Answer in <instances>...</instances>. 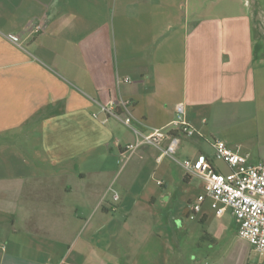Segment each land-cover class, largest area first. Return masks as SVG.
I'll return each mask as SVG.
<instances>
[{
  "label": "crops",
  "instance_id": "obj_1",
  "mask_svg": "<svg viewBox=\"0 0 264 264\" xmlns=\"http://www.w3.org/2000/svg\"><path fill=\"white\" fill-rule=\"evenodd\" d=\"M201 1L0 0V264H169L150 221L170 157L127 150L97 102H127L144 132L182 102L196 133L176 153L227 172L212 142L264 133V0Z\"/></svg>",
  "mask_w": 264,
  "mask_h": 264
},
{
  "label": "built area",
  "instance_id": "obj_2",
  "mask_svg": "<svg viewBox=\"0 0 264 264\" xmlns=\"http://www.w3.org/2000/svg\"><path fill=\"white\" fill-rule=\"evenodd\" d=\"M26 27L34 33L43 30L40 23L32 21ZM8 38L18 40L14 34H8ZM123 80L128 82L129 78L125 77ZM97 104L102 113L121 120L135 134L136 141L128 143L125 146L127 150L140 145L155 148L160 152L158 160L162 156L170 157L183 168L187 176H197L202 180L203 191L194 202L189 203L191 218L201 211L206 202L216 216H221L230 209L238 224L239 238L256 252L264 254V162L250 163L247 153L232 149L221 139L212 142L213 158L223 161L229 168L227 172L215 168L203 156L197 160L179 161L174 157L179 138L191 137L196 133L186 120L182 102L175 105L174 117L167 127L154 128L148 132L141 130L130 115L123 116L118 112L119 107H127V102L109 99Z\"/></svg>",
  "mask_w": 264,
  "mask_h": 264
},
{
  "label": "rangeland",
  "instance_id": "obj_3",
  "mask_svg": "<svg viewBox=\"0 0 264 264\" xmlns=\"http://www.w3.org/2000/svg\"><path fill=\"white\" fill-rule=\"evenodd\" d=\"M212 2L201 1L206 15L212 14ZM193 3L194 1H189L190 12L195 7ZM236 136L227 134L219 138L228 146L240 145V151L249 155L250 163L264 162V133L260 132L254 139H246L245 134L239 135L241 138ZM208 153L211 155V149ZM174 157L179 161L185 160L184 155L179 152L175 153ZM213 159L216 164L220 161ZM132 162L133 160L125 172H131L136 167L135 165L131 169ZM165 162L167 165L164 164L165 167L155 173V178L164 180L165 186L159 187L162 194L155 196L153 205L157 214L150 222L157 223L156 228L160 235L155 243L160 254L166 259L169 257V264H176L178 259L179 264H233L236 252L241 250L248 257L250 264H264V254L256 252L239 238L238 224L230 209L221 216H216L206 202L199 213L193 218L190 217L189 203L194 202L203 191V182L197 176L186 180L185 171L172 158H167ZM147 172L148 170L144 169L141 173L145 176ZM140 184L137 183V186ZM202 213L206 214L204 222H200ZM148 248L151 250L153 246Z\"/></svg>",
  "mask_w": 264,
  "mask_h": 264
},
{
  "label": "trees",
  "instance_id": "obj_4",
  "mask_svg": "<svg viewBox=\"0 0 264 264\" xmlns=\"http://www.w3.org/2000/svg\"><path fill=\"white\" fill-rule=\"evenodd\" d=\"M205 220H204V218H203V216L200 218V222H204Z\"/></svg>",
  "mask_w": 264,
  "mask_h": 264
}]
</instances>
